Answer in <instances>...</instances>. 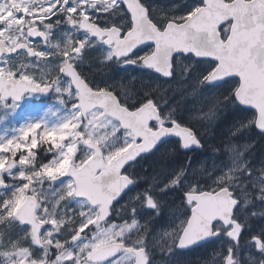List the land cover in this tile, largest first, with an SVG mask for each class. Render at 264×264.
I'll list each match as a JSON object with an SVG mask.
<instances>
[{"label":"rangeland","instance_id":"374dc122","mask_svg":"<svg viewBox=\"0 0 264 264\" xmlns=\"http://www.w3.org/2000/svg\"><path fill=\"white\" fill-rule=\"evenodd\" d=\"M148 2L158 15L166 9L164 17H183L181 14L190 16L203 1ZM6 5V0H0V22L4 21L1 23L6 25L0 34L12 39V33L20 30L21 20L12 16ZM11 6L10 1L8 10ZM76 8L79 14L85 12L83 7ZM69 11L73 12L70 8ZM71 31L69 28V36ZM81 39L88 46L84 58L91 66L97 67V61L88 56L94 44L85 37ZM151 51L150 46L145 47L140 56L131 60L136 64L135 68L122 66L118 78L111 71H102L103 81L120 90L130 102L142 103L151 97L160 109L159 123L162 120L192 124L203 135L208 126H223L225 117L230 114L233 122L223 129L226 140H223L221 148H206L204 153L194 156L191 163L188 160L178 163L180 152L176 151V144L170 142L129 165L125 173L136 180L137 186L113 205L109 219L95 226L93 222L98 207L73 194L62 196L66 190H73L74 185L70 177L68 180L61 174L65 172L68 160L69 164L81 166L92 155L84 140L92 139L99 143L105 160L110 161L121 147L132 144L131 132L121 129L119 123L99 107L83 119L75 90L64 77L53 75L54 72L49 70L55 63L51 53L42 60L19 56L0 62V73L5 75L15 74L20 67H24L23 72H19L21 77L34 83L47 80L56 83V93L47 102L40 101L32 94L18 103L0 99V138L9 142L6 148L0 147V173L7 183L6 188L0 187V199H13L17 189L27 183L25 196L32 194L37 197L36 218L46 223L41 232L42 244L37 245L30 226L9 215L7 209L0 208L1 264L11 261L19 264L22 261L24 264H90L87 257L96 247L116 240L143 247L148 264H183L176 243L185 225L178 226L181 214L184 211L190 213L193 205L181 197L187 191H215L227 186L240 200L235 210L236 219L244 225L252 217L262 216L264 225V138L254 137L251 133L255 114L251 119L236 102L234 92L239 81L232 79L208 86L206 78L215 63L196 59L192 55L173 58L172 76L169 79L153 70L138 73V60ZM106 66L109 67L110 63L107 62ZM139 81L142 84L138 86ZM12 158L17 159L18 167L3 172V165ZM61 164L63 168L57 170ZM20 173H24V179L20 178ZM28 177H31L30 182ZM149 195L155 202V208L147 205L146 197ZM126 211L130 213L129 219L121 216ZM130 215L133 217L130 218ZM138 215L141 216L137 218ZM214 227L223 230L220 224ZM254 233L262 238L263 244L256 248L261 247L259 254L263 256L260 260L255 255L246 257H249L250 264H264V228ZM17 249H27V256L15 255ZM5 253L12 255L9 257ZM221 257L207 264L218 261L223 264L226 256ZM133 259V254L123 253L119 264H131ZM234 264L241 263L237 259Z\"/></svg>","mask_w":264,"mask_h":264},{"label":"water","instance_id":"95a60500","mask_svg":"<svg viewBox=\"0 0 264 264\" xmlns=\"http://www.w3.org/2000/svg\"><path fill=\"white\" fill-rule=\"evenodd\" d=\"M125 4L134 5L136 7V17L148 28H154L156 25L148 19L147 13L141 7L140 0H124ZM85 24L82 29L91 31L94 36L102 38L108 34L105 39L107 44L113 46L114 54L119 51L121 54L115 57L125 59L130 57L136 50L147 47L152 43L141 44L135 47V39H129L125 36L119 38V33H111V31H103L96 25H93L85 19L81 21ZM230 23L227 37L223 39L220 34V27ZM34 38L39 35L34 34V29L29 31ZM162 38H167L168 43L165 45L167 55L164 67L171 70L170 76L162 75L160 72H154L164 78L172 76V59L177 55H192L196 59L210 60L215 63L214 69L206 78V84L214 86L231 79L239 81L238 87L234 92L237 103L247 109L255 111V129L264 134V0H203L199 6L189 17L183 22L177 23L169 21L163 28ZM140 40L144 39L143 33H138ZM179 41V43H175ZM25 47L31 55L36 52L26 44H19L11 51L6 49L0 50V56L3 53L16 52ZM134 48V50H132ZM152 52V51H151ZM150 52V53H151ZM148 53L147 55H149ZM149 68V67H146ZM152 69V68H151ZM63 74L69 78L72 87L78 93V104L81 115L84 119L96 107L102 108L106 115L117 121L123 130H129L133 135V142L119 156L114 157L110 161L104 158V152L99 143L92 139L84 140V145L92 150V155L81 165L75 166L69 164L66 171L61 177H70L73 181V195L77 198H83L92 206L98 207V214L93 225H98L106 220L102 219L107 207H112L115 203L125 195L130 189L136 186L137 182L131 176L124 172L125 168L135 162L139 157L150 154L160 145L169 139H179L181 147L186 150H201L202 143L198 139L195 131L178 122H174L169 126L160 125L156 129L150 127V124L158 121L160 110L154 104L145 102L136 109H129L121 104L117 95L109 90L94 91L89 84L79 75L77 70L69 61L63 69ZM52 86L40 85L30 82L28 79L14 76H6L0 74V99L5 101L20 102L29 93H39L42 97H48L51 93ZM98 96H103L106 107L96 102ZM147 119V128L149 132L143 133L139 139L133 133V127L143 129L144 119ZM125 121L131 127H125ZM172 129L165 132L164 129ZM183 130V135L178 134ZM155 132V135L152 133ZM185 136L194 137L196 142L189 144L187 147L183 145ZM10 165V167H9ZM18 167V161L15 158L8 159L3 165V172L13 171ZM74 173L79 174V179ZM7 183L5 187L6 188ZM75 189H80V194H75ZM36 204L38 199L32 194ZM201 197L205 202L211 204L213 211L206 213L207 222L204 220L193 229L190 239L195 243H190L181 247L179 244L183 234L182 228L176 243V248L182 251L190 250L203 243L209 242L217 238L221 230L214 229L216 223H220L223 228L228 229V236L233 242H237L242 233V227L236 219H234V211L239 204V199L234 196L233 190L227 186H223L215 191L203 190L199 192H185L184 197L190 203V214L186 222L192 216V209L197 206L200 201L195 199L189 200L188 197ZM24 204L21 208L24 209ZM36 208L30 211H24L25 219H18L22 224L29 225L34 242L41 245V232L46 227V223L39 222L36 218ZM110 218V217H109ZM108 218V219H109ZM37 224L42 227L36 228L35 233L31 225ZM208 231V235L204 236L203 232ZM254 242H256L253 239ZM119 245V249H117ZM114 251H120L121 254L128 252L134 255L136 264H148V256L143 247H136L126 244L123 241H111L96 247L87 257V261H103L107 256L112 255ZM233 257L229 253L223 264H232ZM9 264H19L18 262H10Z\"/></svg>","mask_w":264,"mask_h":264},{"label":"flooded vegetation","instance_id":"af4514ba","mask_svg":"<svg viewBox=\"0 0 264 264\" xmlns=\"http://www.w3.org/2000/svg\"><path fill=\"white\" fill-rule=\"evenodd\" d=\"M10 1L12 3V6L8 10ZM226 1H232V0H226ZM6 3H7L6 5L7 11L10 14H13L12 16L15 17L17 16L21 20V27L20 30L16 29L12 33V39H9V37L8 36L6 37V35L0 34V50L5 51L6 49H9L13 51L17 47V45L26 44L28 47L32 48L36 52V54L31 55L25 47H22L16 52H11L9 54L3 53L0 56V62L19 56H28L31 59L42 60L46 56V54L50 55L51 53L55 63L53 65V68L49 70L51 72H54L53 75H59L64 77V80L68 83V85L69 84L71 85V82L69 78H67L63 74V69L66 64L69 65V61H70V63L77 70L79 75L89 84L91 89H93L94 91L109 90L113 92L119 98L120 103L123 105L125 104V106L127 105L126 107L131 110L138 108L139 106H141L142 104H144L149 100H152V98L149 97L150 99L142 103L136 102L138 103L136 104L130 102L122 96L120 90L104 82L102 79L104 75H101L102 71L105 72L107 70V71H111L113 73V76H115V78H118L119 77L118 74L122 66H125L126 69L135 68L134 66L135 63H133L131 60H133L132 58L135 56H140V54L144 52V48L136 50L130 57H127L125 59H118L115 57L113 46L105 42V39L108 37V34L104 35L102 38H99L97 36H94L91 33V31L84 30L81 28V21L85 19L84 14L89 13L90 14L88 18L89 23L98 26L99 28L103 29V31H111V33L117 32L119 33V38L124 37L121 29L124 30L128 29L129 20L124 9L120 5V0H68L67 4L65 3V0H6ZM145 3L149 5V11L147 12L148 17L150 16L151 17L150 20L156 26H159V28L161 29H163L169 21H175L177 23H181L188 16L181 14L183 17H178L179 15H174L172 17L170 15H167L166 17H164L165 12H167L166 9L163 10V12L160 15H158L156 14V11H154V7H152V5L149 4L148 0H145ZM109 4L112 5L111 9H109L108 7ZM78 6L83 7L85 9V12L79 14L80 12L77 11L76 8ZM73 7L76 8V11L70 12L69 8L71 9ZM1 22H0V30L3 29L5 30L6 25L5 23H1ZM229 27H230V23H227L220 27V34L223 39L227 37V34L229 32ZM69 28L73 31V32L71 31L72 34L70 36H69ZM33 29H34V34L39 35L40 36L39 38H34L29 34V31ZM82 37H85L94 44V47L92 46L90 48L91 52L88 54V56L97 61L95 66L104 68L105 70H101L100 68L94 67L93 65L91 66L86 60L87 58H84V53L88 49V46L85 43H83V40L81 39ZM10 40H12V43H10ZM69 42L71 43L70 48H69ZM106 61L110 63L109 67L106 66L107 64ZM139 61L140 64L138 63V68H139L138 73H140L141 71L153 70L151 68L144 67L142 65L141 60H138V62ZM140 65L142 66L140 67ZM18 70L20 73H22L24 67L23 68L20 67V69ZM19 72H16L15 74H11V75L6 74V76H14L17 78H21L22 74H20ZM0 74L5 75L4 73H0ZM96 79H98V82L96 81ZM139 82L142 83L141 81ZM38 84L43 86L46 85L52 86L50 95L48 97H42L41 94L39 93H29V94L38 97L42 102H47L51 100V98L56 93L55 92L56 83L54 82V80L40 81L38 82ZM73 90L75 89L73 88ZM75 92L77 93L76 90ZM29 94H27L26 96H28ZM160 117L158 121L150 124L151 128L156 129L160 125L169 126L173 123V122H164L163 124H161L159 123ZM178 123L181 125L189 126L195 131L198 139L202 143L203 146V148L201 149L202 151L204 149V144L202 141L203 136L200 135V131H198L197 127L192 124L188 125L182 122H178ZM170 142L176 144V151L180 152L179 155H181L182 152L200 151V150H189V151L184 150L181 147V143L179 139H169L160 146H163L166 143H170ZM152 153L141 156L137 161L141 160L145 156L151 155ZM183 161L184 159L179 158L178 163H182ZM67 167H69V160L67 161L66 169ZM66 178L69 180V176ZM234 219H236L235 211H234ZM240 225L243 230L244 226L241 223ZM252 243L255 244L256 246H259L261 244V243L258 244L253 240Z\"/></svg>","mask_w":264,"mask_h":264},{"label":"snow or ice","instance_id":"6c2138e0","mask_svg":"<svg viewBox=\"0 0 264 264\" xmlns=\"http://www.w3.org/2000/svg\"><path fill=\"white\" fill-rule=\"evenodd\" d=\"M65 3H68V0H65ZM120 5L124 9L128 20H129V27L127 30L121 29L123 35L126 38L129 39H135V47H139L141 44H148L149 41L152 43L150 44V47L152 48V52L149 55H145L140 57V60L142 62V65L144 67H149L154 69L157 72H160L162 75L165 76H170L171 75V70L166 69L164 67L165 63V58L167 55V49L165 45L168 43L167 38H162V33L163 29L159 28V26H155L154 28H148L147 25H145L142 21H140L138 18L134 19L136 17V7L134 5H128L124 3V0H120ZM71 11L75 12L76 9L75 7L70 9ZM89 13H85V21L88 20L89 18ZM148 19L150 20L151 17L149 16ZM82 27L85 26L84 23L81 25ZM138 33H143L144 39L140 40L138 38ZM179 43V41L175 42ZM149 46V45H148ZM134 50V48L132 49ZM117 56H119L121 53L117 51L115 53ZM96 102L99 103L100 105L106 107L105 105V100L103 96H98L96 98ZM151 104L152 102L149 101L147 102ZM157 119L159 117L157 116ZM143 123L145 124V127L143 129H140L138 127H133V133L136 136L137 139L141 137L143 133H147L150 131V129L147 128V119L145 118L143 120ZM164 121H161V124H163ZM174 123V122H173ZM125 127H131V125L128 124L127 121H125ZM261 127H264L262 125ZM165 132L172 131V129H164ZM178 134L183 135V130H181ZM152 135H155V132L152 133ZM196 142L194 137L190 136H185L183 140V145L187 147L189 144ZM128 145H125L124 147H121L116 153V156H119L122 152L127 151ZM23 162V161H22ZM10 167V165H9ZM63 168V165H58L57 170ZM49 175H51V169L48 170ZM39 175V174H37ZM75 176H77V179H79V174L74 173ZM20 178L24 179V173H20ZM28 181H31V177L27 178ZM6 183L3 181V176L2 173H0V187H5ZM28 187V184L25 183L23 187L17 189V191L13 194V199L10 201L5 202V206L7 207L10 205V207L7 208L9 215H14L18 219H25L23 212L24 211H30L31 209L37 207L36 201L32 197H27L25 196V189ZM80 189H75V194H80ZM68 195L71 196L73 194V190H66L65 193H62L63 195ZM188 199L191 201L193 199L200 201V203L197 204L195 208L192 209V216L191 218L186 222V227L183 229V234L180 238L179 244L181 247L186 246L190 243H192L194 240L190 239L189 237L192 234L193 229L200 223L201 220L205 221V224L207 222V216L205 215L206 213H211L213 211L211 204L205 202L201 197H193L189 196ZM146 202L147 205L150 207L155 208V202L151 198V196L146 197ZM24 204V209L21 208V204ZM111 216V205L107 207V210L105 214L102 216L103 220H107ZM91 225H86L85 227H89ZM31 227L34 230L35 229L42 227V225H37L33 224ZM209 233L208 231H204L203 235L207 236ZM119 233H117V237H119ZM254 240L259 244L260 241L258 238H254ZM117 249H119V245L116 246ZM6 256H11L12 253H5ZM15 255L21 256L24 255L25 257L27 256V249H17L15 252ZM121 259V252L120 251H114L112 255L107 256L103 261L96 262V261H90V264H119V261ZM21 264H24L22 261ZM131 264H136V261L133 259ZM146 264V262H145Z\"/></svg>","mask_w":264,"mask_h":264},{"label":"trees","instance_id":"16d2710c","mask_svg":"<svg viewBox=\"0 0 264 264\" xmlns=\"http://www.w3.org/2000/svg\"><path fill=\"white\" fill-rule=\"evenodd\" d=\"M140 84H142V83L139 82L138 86ZM240 110L242 112H247L251 119H252L253 115L255 114V112L253 110L244 109V108H240ZM231 116H232V114L225 117V124L221 127L213 125V126H210V128H209V126H208V128L206 129V132L202 135L206 139L205 140L202 137L203 138L202 141L204 144V149L202 151L200 150L199 152H197V151H195V152H182L181 153L182 156L181 155L177 156V158H178L177 161H179V158H180V159H184L185 163L187 160H188V163H191L194 160V156H198V155L204 153V150L206 148H208V149L209 148L214 149V147H215V149L221 148V146H222L221 144H223V140L226 138L225 132L223 129L226 126H229V124L233 122L231 120ZM210 130L211 131L213 130L212 131L213 133L210 132ZM253 132H255V133H253ZM251 133L253 134L254 137L258 136L260 138H264V134L258 132L255 129L253 124H251ZM215 139H216V141H215ZM7 145H9V142H7V140L5 138L4 139L0 138V147L6 148ZM213 145H214V147H213ZM128 167L126 168V170H128ZM134 188H132V189H134ZM181 197L183 198L184 195H181ZM10 200H12V198L11 199L7 198L4 200L0 199V208H2L3 210H6L8 207H10V205H8L7 207L5 206V202L10 201ZM241 203H242V201H241ZM129 214H130L129 211H126V212H123L121 216L123 219H129ZM181 215H182V217H180V220L178 221V226H180V227H182L184 225L185 221L187 220V218L189 216V211H184V212H182ZM139 216H141V215H138L137 218ZM132 217L133 216L130 215V218H132ZM261 217L262 216H257V217L254 216L250 220H248V222L246 224L243 225L244 228L242 230V233H241L237 243H233L232 240L229 238L227 232L223 229V230H221V233L217 238H215L209 242L203 243V244H201L195 248H192L190 250H187V251L177 250L179 255H180V258H181V263H183V264H207V262L210 263L211 261L215 260L216 258H218L220 256H222L221 258H223L224 256H227V254L230 252L232 253L234 263H235V260L238 259L241 264H250L248 262L249 257L248 258L246 257V256H250V255H252V256L255 255L259 260L262 259L263 254L262 255L259 254V253H261V250H260L261 247L259 249H257L256 248L257 246L252 243L253 238L258 237L261 244H263L262 240H261L262 239L261 236H258L256 233H254L255 231H258L259 228H261V227L264 228L263 221H262ZM139 234H142V233H139ZM216 264H222V262L218 261V263H216Z\"/></svg>","mask_w":264,"mask_h":264},{"label":"clouds","instance_id":"9594fccd","mask_svg":"<svg viewBox=\"0 0 264 264\" xmlns=\"http://www.w3.org/2000/svg\"><path fill=\"white\" fill-rule=\"evenodd\" d=\"M109 9L112 8V5L109 4L108 5ZM141 7L144 9V11L147 13L149 11V5L147 3H145V0H141ZM118 202V198H117V201ZM193 243H195V241H193Z\"/></svg>","mask_w":264,"mask_h":264},{"label":"bare ground","instance_id":"6f19581e","mask_svg":"<svg viewBox=\"0 0 264 264\" xmlns=\"http://www.w3.org/2000/svg\"><path fill=\"white\" fill-rule=\"evenodd\" d=\"M124 78V77H123ZM140 79V78H139ZM150 86V85H149ZM146 88V87H145ZM144 88V89H145ZM169 94V93H168ZM169 97V96H168ZM232 117V116H231ZM236 118V117H235ZM209 128H210V126H209ZM236 128V127H235ZM213 131V130H212ZM211 130H210V132H212ZM217 131V130H216ZM225 132V131H224ZM213 133V132H212ZM253 133H255V132H253ZM208 134V133H207ZM216 135V134H215ZM212 136V135H211ZM204 138V137H203ZM207 138V137H206ZM205 139V138H204ZM206 140V139H205ZM215 141H216V139H215ZM216 143V142H215ZM218 145V144H217ZM211 147V146H210ZM213 147H214V145H213ZM217 148V147H216ZM210 149V148H209ZM212 149V148H211ZM219 149V148H218ZM214 150H215V147H214ZM211 151V150H210ZM212 152V151H211ZM216 153V152H215ZM217 154V153H216ZM219 155V154H218ZM182 174V173H181ZM173 216V215H172ZM259 231V230H258ZM252 233V232H251ZM202 263V262H201ZM208 263V262H207Z\"/></svg>","mask_w":264,"mask_h":264}]
</instances>
